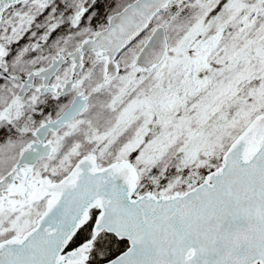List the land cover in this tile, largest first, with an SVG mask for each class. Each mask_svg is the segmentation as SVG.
Here are the masks:
<instances>
[{"label":"snow or ice","instance_id":"snow-or-ice-1","mask_svg":"<svg viewBox=\"0 0 264 264\" xmlns=\"http://www.w3.org/2000/svg\"><path fill=\"white\" fill-rule=\"evenodd\" d=\"M0 264H264V0H0Z\"/></svg>","mask_w":264,"mask_h":264}]
</instances>
